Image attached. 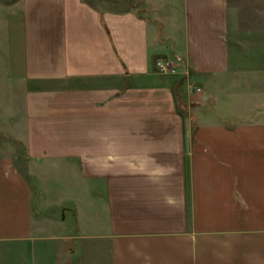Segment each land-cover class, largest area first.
<instances>
[{
    "label": "crops",
    "instance_id": "obj_1",
    "mask_svg": "<svg viewBox=\"0 0 264 264\" xmlns=\"http://www.w3.org/2000/svg\"><path fill=\"white\" fill-rule=\"evenodd\" d=\"M48 1L19 22L43 48L0 65V133L27 165L0 147V264H82V250L97 264L104 249L109 264H264V122L215 107L232 96L228 0ZM8 100L22 107L2 113ZM44 163L68 172L74 230L36 214Z\"/></svg>",
    "mask_w": 264,
    "mask_h": 264
},
{
    "label": "rangeland",
    "instance_id": "obj_2",
    "mask_svg": "<svg viewBox=\"0 0 264 264\" xmlns=\"http://www.w3.org/2000/svg\"><path fill=\"white\" fill-rule=\"evenodd\" d=\"M0 1L6 3L13 2L10 0ZM88 1H91L94 6L98 4V0ZM133 1L113 0V2H109L110 4L106 5L129 7L130 4L137 3L139 0ZM228 3L229 29L227 39L229 45L230 72L229 79L223 82L219 90H225L227 94L230 95L231 93L232 96H229V100H226L223 98L226 96L218 93V102L215 107L219 109V113L225 110L226 107L231 108L228 113H224L228 114L229 119L227 120L231 123L234 122L231 121V119L237 116H240L248 122H264V0H228ZM50 5L51 3L48 0H18L13 8L3 6V4L0 5V65L3 63H13L14 60L25 61L31 56V49H33V55L38 53L36 52L37 49L39 50L40 47L43 48L44 44H39L40 47L37 45L40 43V40H42L40 36L41 32L38 33L36 30L33 31L32 36L34 38L31 39L30 34L32 31H28V28H31L32 25L28 24L20 27L19 22H25L27 20L28 23H30L31 17L39 14L42 9ZM37 20H39V18H37ZM36 27L37 26H34L33 28ZM40 29H44V27ZM47 29H49L48 26H46L45 30ZM0 72L5 73V70L1 68ZM184 72L186 71L180 68L175 76L185 78V76H183ZM8 76L11 78L18 75L9 73ZM164 76H168L169 78L175 77L174 75ZM31 84L36 83L34 82ZM198 90H200V88ZM2 102L4 106L8 108L7 110L2 108V113L8 112L11 108L14 109L16 107L15 104L18 105V108L22 107L21 100H8ZM208 106L212 107L211 101H208ZM224 112H226V110ZM220 115L218 116L219 118L221 117ZM8 144L15 145L16 148H7ZM0 147L5 150L10 149V154L14 156V166L19 168L23 175H27V165L24 161V147L6 133H0ZM39 166V176L30 179L31 182L36 185L34 186L36 214L40 215L39 218L43 220L50 218L61 222V225H67L69 230H74L73 228L76 224L75 218L72 213L66 212L64 209L70 206L71 203L67 199H63L56 185L63 177V174L66 175L68 172H63L61 167L58 168L57 164H55L54 167H51L48 163L40 164ZM51 168H53V170ZM71 172L73 175L74 171L72 170ZM47 188H50L48 190H51V192H48ZM65 216H67V218H65ZM99 253L100 251H96L95 253L96 263L109 264L108 251L104 249L101 252V257ZM0 254H2V252H0ZM84 256L85 253L82 250V264H87L88 262L85 260ZM92 262L93 261H91V263Z\"/></svg>",
    "mask_w": 264,
    "mask_h": 264
},
{
    "label": "built area",
    "instance_id": "obj_3",
    "mask_svg": "<svg viewBox=\"0 0 264 264\" xmlns=\"http://www.w3.org/2000/svg\"><path fill=\"white\" fill-rule=\"evenodd\" d=\"M155 64L157 71L162 75H175L180 69L177 58L161 57L156 60Z\"/></svg>",
    "mask_w": 264,
    "mask_h": 264
},
{
    "label": "trees",
    "instance_id": "obj_4",
    "mask_svg": "<svg viewBox=\"0 0 264 264\" xmlns=\"http://www.w3.org/2000/svg\"><path fill=\"white\" fill-rule=\"evenodd\" d=\"M10 1H13V2H14V1H16V0H10Z\"/></svg>",
    "mask_w": 264,
    "mask_h": 264
}]
</instances>
